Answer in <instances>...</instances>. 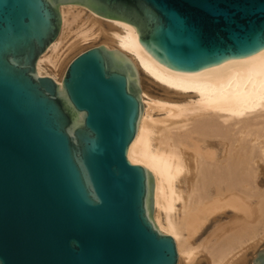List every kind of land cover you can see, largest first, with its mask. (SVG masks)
I'll list each match as a JSON object with an SVG mask.
<instances>
[{
    "label": "water",
    "instance_id": "1",
    "mask_svg": "<svg viewBox=\"0 0 264 264\" xmlns=\"http://www.w3.org/2000/svg\"><path fill=\"white\" fill-rule=\"evenodd\" d=\"M66 3L132 24L158 62L192 72L263 49L264 0H0V264H176L153 175L127 157L142 113L131 59L98 43L60 83L37 73Z\"/></svg>",
    "mask_w": 264,
    "mask_h": 264
},
{
    "label": "bare ground",
    "instance_id": "2",
    "mask_svg": "<svg viewBox=\"0 0 264 264\" xmlns=\"http://www.w3.org/2000/svg\"><path fill=\"white\" fill-rule=\"evenodd\" d=\"M60 12V31L38 57L37 73L60 83L70 59L97 43L131 59L142 113L127 157L153 175V220L174 238L176 264L251 261L264 243V48L180 71L153 58L128 22L76 3ZM143 77L162 92H149Z\"/></svg>",
    "mask_w": 264,
    "mask_h": 264
},
{
    "label": "rangeland",
    "instance_id": "3",
    "mask_svg": "<svg viewBox=\"0 0 264 264\" xmlns=\"http://www.w3.org/2000/svg\"><path fill=\"white\" fill-rule=\"evenodd\" d=\"M98 44V43H97ZM88 46H91V45H88ZM84 48H86V47H83L82 49H80V50H83ZM80 50L78 51V52H80ZM77 52V53H78ZM76 53V54H77ZM143 80H144V85H145V87L148 89V91L149 92H154V93H156V92H162V90L160 89V87L157 85V84H155V83H153V82H150L149 80H147L146 78H144L143 77ZM155 115H162V114H155ZM224 219H226V216H222V220H224ZM212 224H213V222L212 221H210V222H208L207 223V225L203 228V230L199 233V235L196 237V240L198 241V240H200L207 232H208V230L212 227ZM264 245V243L260 246V247H262ZM259 247V248H260ZM249 258H250V256H249ZM250 260H248L245 264H247L248 262H249ZM196 264H204V262L202 261V260H200L199 262H197Z\"/></svg>",
    "mask_w": 264,
    "mask_h": 264
},
{
    "label": "snow or ice",
    "instance_id": "4",
    "mask_svg": "<svg viewBox=\"0 0 264 264\" xmlns=\"http://www.w3.org/2000/svg\"><path fill=\"white\" fill-rule=\"evenodd\" d=\"M192 26H193V28H196V29H200L202 27V25L199 22H196V21L193 22Z\"/></svg>",
    "mask_w": 264,
    "mask_h": 264
}]
</instances>
